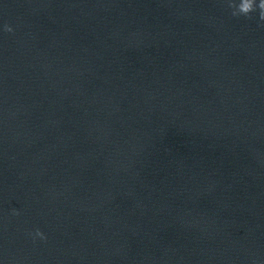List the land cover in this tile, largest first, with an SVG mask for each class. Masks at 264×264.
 Instances as JSON below:
<instances>
[{"label": "water", "instance_id": "1", "mask_svg": "<svg viewBox=\"0 0 264 264\" xmlns=\"http://www.w3.org/2000/svg\"><path fill=\"white\" fill-rule=\"evenodd\" d=\"M239 2L0 0V264H264Z\"/></svg>", "mask_w": 264, "mask_h": 264}, {"label": "clouds", "instance_id": "2", "mask_svg": "<svg viewBox=\"0 0 264 264\" xmlns=\"http://www.w3.org/2000/svg\"><path fill=\"white\" fill-rule=\"evenodd\" d=\"M230 7L235 9L232 13L233 16L243 15L249 17L252 12L259 10V18L264 21V0H259V2L257 0H240L238 4H230ZM5 31L10 32L12 29L8 25H5ZM36 235L44 238L43 233L39 229L36 230Z\"/></svg>", "mask_w": 264, "mask_h": 264}]
</instances>
